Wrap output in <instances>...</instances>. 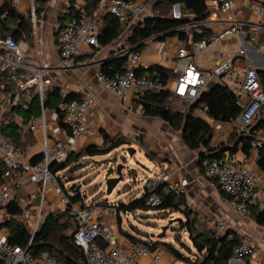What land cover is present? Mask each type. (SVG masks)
I'll return each instance as SVG.
<instances>
[{"label":"built area","instance_id":"1","mask_svg":"<svg viewBox=\"0 0 264 264\" xmlns=\"http://www.w3.org/2000/svg\"><path fill=\"white\" fill-rule=\"evenodd\" d=\"M13 1L18 3L20 0ZM150 2L151 0H98L90 13L80 9L75 16L57 19L55 41L58 60L55 63H51L50 57L46 54L43 56L39 49L23 47L11 35L2 36L0 33V260L4 264H54L52 260L33 256L28 251V246L47 214L56 210L66 211L74 223L73 243L80 248L87 264H141L140 258L148 256L155 261L159 259V255L151 250L149 244L131 242L128 249L120 247L113 239L111 225L103 219L109 215L116 217L115 204L100 203L92 199L87 201L83 197L71 201L76 193L83 194L80 190H73L72 186L66 188L61 171L50 170L54 163L65 160L72 152H78L79 140L88 132L87 116L96 103L95 95L88 91L80 99H66V94L60 92L61 98L53 107L52 113L57 121L65 125L67 133L63 136L60 132L61 137H54L49 128L50 111L45 105L48 87L55 81V72L77 69L80 64L96 63L95 80L118 98L123 109L136 114H142L143 106H134L135 99L147 90L159 91L165 88L172 96L192 103L202 91L207 90V84L214 81L233 92L240 108L237 116L226 122L230 130L248 131L258 121H264V89L259 73L264 70V64L260 67L248 58L249 52L255 51L257 33L264 29L261 21L264 17V2L251 0L248 3L249 9L260 17L258 22L229 18L219 31L212 32L214 15L232 10L234 0H208L206 4L209 15L205 19L188 22L179 28L209 31L208 36L195 43L196 53L202 54L207 48L227 41L233 42L235 51L209 67L201 68L193 63V56L186 48L178 47L172 68L175 74L173 86L162 85L145 75H136V69L143 67L139 63L143 50L130 53L131 49H122L114 56L128 55L122 70L112 75L101 70L103 61L96 62L95 55L101 48L99 32L103 18L108 14L112 15L120 24L131 28L134 22L147 13ZM69 8L70 4L66 3L62 13L68 12ZM172 15L180 18L179 4L172 5ZM29 16L33 34H36L37 18L33 4L30 6ZM152 41L153 38L142 40V44L146 46L143 52L148 51L147 44ZM34 54L40 56V61L34 59ZM88 88L91 89L90 86ZM32 94L38 97L39 112L25 116L23 113L29 108ZM13 107L18 111L14 112ZM207 109L205 104H201L193 115L209 123L214 119L207 115ZM9 125L16 127L17 131L39 134L37 140L41 158L38 161L31 162L11 139L2 135V128ZM263 145L264 135L260 134L250 142V149L255 154L227 152L220 158L204 156L199 161L204 176L228 197L229 203L239 214H246L251 203L260 196L256 186L258 174L254 165L259 158L258 150ZM108 176L105 174L104 179ZM155 176L146 199L149 207L162 204V197L156 193L160 186L167 193L180 196L189 185V180L183 176H172L163 171ZM49 192H53L58 199L57 205L51 203V211L47 209ZM16 202L20 203L21 213H8L6 207ZM10 219L31 233L26 247L9 242L10 229L5 223ZM216 225L218 233L227 230L222 220H218ZM228 238H234V233L230 232ZM254 248L250 239L239 237V242L232 249L231 258L225 264L252 256Z\"/></svg>","mask_w":264,"mask_h":264},{"label":"trees","instance_id":"2","mask_svg":"<svg viewBox=\"0 0 264 264\" xmlns=\"http://www.w3.org/2000/svg\"><path fill=\"white\" fill-rule=\"evenodd\" d=\"M49 0H34V12L38 19L41 18L44 7ZM70 8L68 12L62 13L58 16V20H63L67 16H75L80 9L86 13H90L96 7L98 0H84L85 5L77 7L76 0H68ZM208 0H164V2L171 8L170 14L165 8H161L156 14H150L139 19L131 27L127 43L131 45V51H140L145 44L142 40L153 38L156 41L165 40L170 36H178L180 39L184 38L187 31H190L195 42L208 36L209 31L201 29H180L179 27L195 20H203L209 15L207 7ZM179 4L181 10L180 18H174L172 15V5ZM160 5V4H159ZM30 16H20L8 3V0H3L0 5V33L2 36L11 35L15 41H25L32 33ZM124 26L120 24L118 19L112 15H106L103 18V25L99 32V43L101 47L106 46L113 42L123 31ZM128 59V55L116 58H109L101 63V70L107 74L112 75L116 71L122 70V65ZM137 76H148L162 85H166L170 78H175L172 69L162 67L160 65H152L147 68L139 67L136 69ZM262 87L264 89V70L260 72ZM6 82V81H5ZM75 97L73 93L66 94V99ZM61 98L59 88H50L47 94L46 107H53ZM178 102V104H177ZM141 104L143 106L142 115L157 117L169 124L173 129L181 132V138L185 145L190 150L204 149V152L199 156V161L202 157L220 158L225 153H233L237 150L239 143L242 144L244 154H248L250 149V142L257 135H264V121L260 120L255 123L251 129L245 130H232L231 137L228 140L226 137L225 142L216 147L212 146V128L210 124L200 118L195 117L193 112L196 108L201 107V104L207 106V115L214 120L221 122H228L234 119L240 111L239 106L236 104L233 92L226 86L217 83L216 87L209 91H202L199 97L192 103H189L183 98L174 97L168 89L162 88L159 91L147 90L142 96L135 99L134 106ZM14 110V107L12 108ZM18 110H14L16 112ZM39 103L38 97L35 94L31 95L28 110H24V115L30 113L38 114ZM3 136L11 139L18 147L21 146V134L16 131L13 125L4 126L1 130ZM25 137V142H32L33 138L29 132H24L22 135ZM232 141H231V140ZM232 142V143H231ZM108 143V145H107ZM128 141L123 136L111 137L103 133V146L98 148L95 145H90L83 148L80 152H72L65 160L60 163H54L50 166V170L65 171L66 167L72 164L78 157L86 156L91 157L100 154H107L111 150L127 144ZM235 143V144H234ZM24 143H22L23 145ZM107 145V146H106ZM257 165L260 170L264 171V145L258 150ZM40 157L30 160L31 162L38 161ZM64 176V173H63ZM73 189V188H72ZM162 197V204L157 209H181L187 218H190V212L187 210L186 202L182 195L174 196L171 193H164L163 187L160 186L156 189ZM150 191L148 188L144 189L143 194L139 197H132L127 201H119L116 206V217L120 221L121 214L134 213L139 210H148L146 199ZM81 195L76 193L71 197V201L81 199ZM95 200V199H94ZM97 201V200H95ZM100 203H106L104 199H98ZM10 214H20L22 209L19 202L12 203L6 207ZM67 215L66 211L62 213H50L46 216L44 223L40 230H38L32 237L31 244L28 246V251L37 257L48 259L47 257L55 258L59 264H87L84 255L79 247L73 243L74 223L67 216V219L72 223V230L68 235L63 234V231L68 227L66 224L59 223V219ZM253 218L255 222L264 227V208L254 213ZM197 218L193 216L186 225L189 244H183L182 249L175 247L170 242H150L144 240L136 235H131L125 232L121 225L119 229L122 234L133 242H142L149 244L151 249L157 248L159 244L164 247L176 260L188 261L186 254L194 255L195 264H225L231 258L233 247L239 242V236L232 230H226L223 233H218L213 228H201L205 226L196 225ZM10 229L9 242L18 246L26 247L31 233L20 226L15 220L10 219L5 223ZM234 233V238L229 239L228 234ZM185 251V252H184ZM50 260V259H49ZM0 264H4L0 260Z\"/></svg>","mask_w":264,"mask_h":264},{"label":"crops","instance_id":"3","mask_svg":"<svg viewBox=\"0 0 264 264\" xmlns=\"http://www.w3.org/2000/svg\"><path fill=\"white\" fill-rule=\"evenodd\" d=\"M250 1L251 0H234V7L232 10H229L225 13L215 14V19L211 29L212 32L219 31L223 25H226L229 18L236 17L241 21L258 22L260 20V17L257 15V13L253 12L248 7V3ZM255 1L264 2V0ZM2 3L3 0H0V5ZM8 3L20 16L25 17L29 15L30 6L34 3V0H20L18 3H14L13 0H8ZM66 3H69V1L49 0L44 7L41 18L39 19L40 30H37L38 32L31 36L32 41L30 43V46L32 48L39 49L43 53V56H45L46 54L55 62L58 60V52L55 41V23L58 19V16L62 14L63 8ZM75 5L77 7H82L85 5V1L76 0ZM145 16H147V13L145 14ZM143 17H140L139 19ZM261 21L264 24V17H262ZM130 31L131 28L124 26L122 33L117 37V39L113 40V42H111L110 44L101 47L96 52L95 58L99 61L104 62L109 58H114V56L118 54V52L122 49L130 50L131 45L127 43ZM257 35L258 42L255 45V51H250L248 54V58L250 60H253L258 66L263 67L264 29L259 31ZM119 41L122 42L118 46H115V43ZM19 43L23 47H25V41H19ZM195 43L196 42L193 40V36L190 31H187L184 35V38L182 39L175 35L167 37L162 41L154 40L147 44V52H143L146 46L141 49L143 51L141 60L139 62L140 66H143V68H147L149 66L157 64L162 67L172 69L176 51L178 47L182 46L186 48L187 52H189L191 56H193L192 61L195 65L201 68L209 67L225 56L233 54L236 48L234 47L235 45L232 41H227L209 47L202 54H199L194 52ZM209 51L211 52L210 61L208 64H206L203 58L204 55ZM253 53L256 54L253 55ZM197 55L202 62L201 64H197V62L195 61V57ZM33 57L36 61H40V56H36L34 54ZM86 65L80 64L78 65L77 69L60 70L55 72L54 74V79L57 83L59 82V79H62V76L64 77L73 75V73L80 79L79 80L77 78V81L70 80V78L64 79L65 82L62 80L64 83L62 82V84L59 86V93H73L75 96L73 98L80 99L88 91L94 94L96 97V103L87 116L88 132L80 138L79 146L85 145L87 147V145L96 146L97 144H102L103 133H106L111 137L118 135L125 137L128 143L124 144V146L136 147L137 149H139V153L143 156L142 159H137L136 157L133 158L134 154L137 152L134 149L130 161L132 163H136L140 167V169L137 172H134V174L148 172L150 177L153 175H157L158 173L163 171L165 173L171 174L172 176L186 177L189 180V185L185 193L182 194L185 202L188 204H193L195 212H199L198 209H200L201 207L203 209H207L213 218V221H208L205 224V227L201 228H213L217 230L216 222L218 220H222L225 222L227 230H232L239 237H246L254 243L255 248L254 254L252 256L246 257L242 261L232 260L230 264H264V227L257 224L253 218V215L256 211L264 208V171L258 168L257 163L254 165V169L258 174L256 186L258 191L260 192V196L258 199L251 203L246 214H239L229 203L228 197L218 189L214 182L210 181L204 176L198 159V153L204 152L203 148L190 150L183 142L181 138V132L179 130L173 129L169 124H167L160 118L136 114L134 112H130L129 110L123 109L118 98L113 93L104 89L102 85L98 83L97 80H95L94 74L92 80L88 81L85 79L86 72L90 69L87 68ZM173 79L174 78H170L167 81L166 85L173 86ZM88 86H90L91 89H89ZM49 91L50 86L48 87V92ZM53 107H47V109L50 111L48 113L49 128L51 134L54 137H61L60 132L64 136L67 133V129L65 125H62L59 121L56 120L55 114L52 113ZM209 124L212 128L213 133V139L211 141L213 147L221 144L220 141L222 143L225 142L224 140H226L227 136L229 140V138L231 137V134L229 133H231L232 130H230L226 122L212 120L209 122ZM17 132L21 134V139L19 141L21 142V146L18 148L22 150V154L29 160L38 157L41 158V148L37 140L39 134L37 132H29L30 136L32 135L31 137L33 138V141L30 143L25 142V137L22 136L24 132ZM22 143L24 144L22 145ZM123 148L126 150L125 147ZM235 153L239 155L244 154L241 143H239ZM255 153L256 152L252 149H249L248 151V154ZM89 158L93 159V156H89ZM60 171L62 172V174L64 173L63 170H58L59 173ZM65 184H67V181L65 182ZM75 189L76 187L73 188V190ZM143 192L138 193L136 197L141 196ZM163 192L167 193L165 188H163ZM52 202L54 203L53 205H57L58 199L53 192H49V194L47 195V209H49L50 211V207H53V205L50 206ZM182 207L183 205H181L179 208ZM180 210L181 209H177V211ZM103 219L104 221H106V223H109L111 225L114 241L120 247L128 249L130 245L129 243L133 241L127 239L121 231L120 233L116 229L114 218L106 216ZM140 237L144 240L149 241L151 245V242L153 240L147 239L142 236ZM189 246H191L190 241ZM151 250L159 255V259L155 261L151 256L142 257L140 258L141 264H195L194 261L196 257L194 255L186 254L189 259L188 261L176 260L175 257H173L171 253L165 250L161 244H159L157 248H153Z\"/></svg>","mask_w":264,"mask_h":264},{"label":"rangeland","instance_id":"4","mask_svg":"<svg viewBox=\"0 0 264 264\" xmlns=\"http://www.w3.org/2000/svg\"><path fill=\"white\" fill-rule=\"evenodd\" d=\"M161 8L167 9L169 11L168 14H170L171 8L164 2V0H151L147 7V15L156 14L160 11ZM39 24L40 23L38 19L36 23V30L38 31L40 30ZM33 31L34 29L32 25V33L30 34L28 39L25 40V47L31 45L30 43L32 41L31 36L33 35ZM121 42L122 41L116 42L115 46H118ZM210 53L211 52L209 51L204 55L203 60L206 64H208L210 61ZM95 60L96 62L99 61L96 58ZM50 61L51 63H55L52 58ZM195 61L197 62V64L202 63L198 55L195 57ZM86 66L87 68H90L86 72L85 76V79L89 81L93 78V74L95 68L97 67V64L91 63L87 64ZM61 78V80H58V83L54 81L50 85V88H59L62 82H65L64 79L70 78V80L75 81H77V78L79 79V77L75 76L74 73L73 75L64 77L62 76ZM96 146H98V148H101L103 146V143L100 145L97 144ZM85 147V145L78 146V152H80ZM123 147H125L126 149L128 148L123 145L111 150L107 154L95 155L93 156V159H90L89 157H86L84 155L78 157L72 164L68 165L64 171L63 180L67 181V184L65 185L66 188H69L70 186H72V188L80 187V193L83 194L80 197H84L87 201L91 199L98 200L102 198L110 204H117L119 201H127V199L129 198L137 196L138 193H142L144 189H149L156 176L153 175L149 177L148 172L134 174V172H137L140 167L136 163H132L130 161L132 154H127V150H125ZM130 147L137 151L134 154L133 158L136 157L137 159H142L143 156L139 153V149L133 146ZM118 164L123 165V176L121 178V181L113 188L111 193L106 194L104 175L108 174L110 176L114 174L116 171H114V168L116 169V166ZM186 206L187 210L190 212V218L188 220L181 211L183 208H185L184 206L180 211H177V209L175 208L173 210H159L157 209V207H148V210H137L135 211V213L121 214L120 221H118V218L114 215L109 216L114 218L116 229L119 232L121 231L119 229V225H121V228L131 235H136L138 237L142 236L156 242H170L175 247L182 249L183 244H189L186 225L189 224V220L193 216L196 217L197 215L196 225L200 227L205 226L208 221H213V218L207 209H203L201 207L200 209H198L199 212H195L193 204L186 203ZM55 213L60 214L62 212L60 210H56ZM59 223L68 225V227H66V229L63 231V234L65 235H68L73 229L72 223L67 219V215H63L60 218ZM159 234H163V236L158 237ZM47 258L54 261V264H59L55 260V258Z\"/></svg>","mask_w":264,"mask_h":264},{"label":"water","instance_id":"5","mask_svg":"<svg viewBox=\"0 0 264 264\" xmlns=\"http://www.w3.org/2000/svg\"><path fill=\"white\" fill-rule=\"evenodd\" d=\"M217 83L214 82V81H211L207 84V90L205 92H209L211 90H213L215 87H216ZM127 150V154H132L134 149L131 148L130 146L126 149ZM201 153L203 152H200L198 153L199 156L201 155ZM122 168H123V165L122 164H118L116 166V171L113 175L111 176H108L107 178L104 179V184H105V192L106 194H109L111 193V191L113 190V188L121 181V178H122ZM76 192L79 191V187H76L75 189ZM163 234H159L158 237H162Z\"/></svg>","mask_w":264,"mask_h":264}]
</instances>
